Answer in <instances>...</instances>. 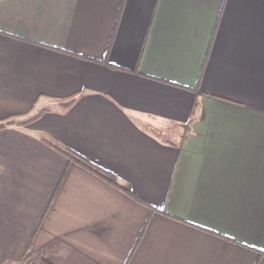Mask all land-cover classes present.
I'll return each instance as SVG.
<instances>
[{"label":"crops","instance_id":"0c3cea01","mask_svg":"<svg viewBox=\"0 0 264 264\" xmlns=\"http://www.w3.org/2000/svg\"><path fill=\"white\" fill-rule=\"evenodd\" d=\"M0 122V264H264V0H0Z\"/></svg>","mask_w":264,"mask_h":264},{"label":"trees","instance_id":"16d2710c","mask_svg":"<svg viewBox=\"0 0 264 264\" xmlns=\"http://www.w3.org/2000/svg\"><path fill=\"white\" fill-rule=\"evenodd\" d=\"M8 123V122H7ZM5 125L4 122H0V128L3 127ZM70 161H73L74 163L82 166L83 168L87 169L88 171L92 172L93 174L97 175L98 177L104 179L105 181H107L108 183L112 184L115 187H118L119 189L123 190L125 193L129 194L130 196H133L135 199L141 201V199L135 195L133 192H131V190L123 185H121L117 178L110 172L108 171H104L101 170L99 168H97L96 166H94L93 164H91L90 162H88L87 160H85L83 157L68 151V150H62L59 149ZM28 260H24L22 262V264H27Z\"/></svg>","mask_w":264,"mask_h":264}]
</instances>
